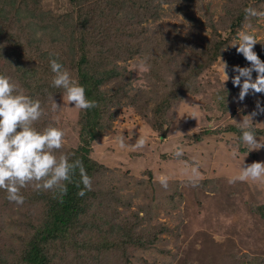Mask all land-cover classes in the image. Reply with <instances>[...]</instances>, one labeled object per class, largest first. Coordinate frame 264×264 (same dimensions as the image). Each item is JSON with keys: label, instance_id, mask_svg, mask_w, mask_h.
<instances>
[{"label": "rangeland", "instance_id": "1", "mask_svg": "<svg viewBox=\"0 0 264 264\" xmlns=\"http://www.w3.org/2000/svg\"><path fill=\"white\" fill-rule=\"evenodd\" d=\"M25 1L17 0L14 10L26 13L25 4H20ZM29 3V9L46 15L47 21L73 9L70 0ZM152 7L158 13L155 18L144 19L143 27L149 31H177L181 37L180 42L172 45L176 48L175 58L160 70L166 86H158V80L147 76L150 55L146 52L151 47L142 43L139 54H131L124 47L119 49L127 59L117 61L122 69L118 82L129 83L124 88L129 90L130 97L122 99L116 120L93 143L92 157L107 168L92 182V190L97 194L94 203H90L92 231L83 240L80 234L70 236L63 249H55L52 264H264V179H233L243 166L264 162V147L249 151L238 133L229 130L230 126L240 128L241 120L247 119L257 139L264 143V112L250 116L257 101L264 106V93L248 94L240 101L239 86L232 84L233 66L249 65L236 52L238 45H232L238 42L240 32L255 35L259 41L253 50L264 60V15L247 16L236 33L228 28L232 13L246 8L264 12V0H249L248 4L242 0H155ZM19 25H13L14 34L26 32L28 26L17 28ZM214 35L217 41L229 40L221 56L199 76L191 77L187 85L190 89L172 97L174 80L188 76L187 63L194 65L200 61L198 50ZM40 36H44L42 31L37 38ZM182 39H186L185 46ZM50 41L46 39V44L34 49L35 62L27 64L23 59L17 71L0 57V73L9 76L24 94L42 103L43 114L34 126L39 130L49 126L63 129L62 148L66 150L80 144V109L67 102L64 92L47 90L38 95L36 89V77L48 73L44 64L50 69V60L39 57L40 52H53ZM11 43L8 36L0 34V50ZM135 43L130 41L128 45L131 48ZM29 69H35L33 77L25 75L24 71L27 74ZM162 98L172 102L166 112L170 123L166 137L152 127L156 119L153 108ZM140 138L145 143L136 147ZM121 139L125 143L123 148ZM178 147L182 149L179 157L174 154ZM194 168L198 179L193 183L190 177ZM161 178H166V188L161 186ZM4 208L0 202V212ZM118 224L142 241L117 245ZM10 233L11 230L4 233L0 245L17 242ZM98 246L107 251L97 250ZM8 252L0 248V257H8Z\"/></svg>", "mask_w": 264, "mask_h": 264}, {"label": "trees", "instance_id": "2", "mask_svg": "<svg viewBox=\"0 0 264 264\" xmlns=\"http://www.w3.org/2000/svg\"><path fill=\"white\" fill-rule=\"evenodd\" d=\"M32 1L26 0L20 3L25 4L27 9L26 13L21 14L14 10L17 0H0V34H5L9 40H12L10 46L0 50V57L9 61L12 68L17 71L20 70L19 66L22 65L23 59H26L27 64L35 62L34 49L46 44V39L51 40L50 46L53 52L49 54L47 51L40 52L39 57H43L46 61L56 59L61 62L84 87L86 98L95 101V107L79 110L77 123L80 144L76 148L56 150V154H64L70 161L79 159L85 172L94 182V179L107 167L92 157L93 143L100 140L116 120L123 103L122 99L130 97H128L129 90L124 88L129 83L121 85L118 82L122 69L117 61L127 59L119 49L124 47V50L132 51L131 54H139L142 43L151 47L146 52L150 55L148 61L150 71L147 76L151 80H158V86L160 84L166 86L162 77L160 78L163 76L160 70L168 67L175 58L176 48L172 45L180 42L181 37L177 31L164 32L160 29L149 31L143 27L144 19L155 18L158 13L154 12L152 7L155 0H70L72 11L58 17H50V21L46 20V15L36 14L29 9V2ZM242 1L248 4L249 0ZM246 17L245 10L237 14L232 13V22L228 26L232 33L240 29ZM15 23H20L17 28L27 25L29 29L27 27L26 32L14 34ZM39 31H42L44 36L37 38ZM14 36L22 38L23 41L20 42L25 45ZM217 38V35L211 36L198 50L200 54L194 51L198 53L200 61L194 65L191 62L187 63L188 76L174 80L175 91L172 92V97H179L184 90L190 89L187 85L191 77L199 76L218 60L229 40L217 41ZM130 41H136L131 48L128 45ZM181 43L185 46L186 39H182ZM45 60H42L43 63H46ZM48 67L47 64L43 66L48 72L46 76L39 74V77H36L38 95L39 92L42 95L47 90L56 94L63 93V89L51 85L54 74L51 72V75H48V70L51 71ZM34 70L29 69V73L26 74L25 71L24 73L27 76L32 74L33 77ZM168 100L169 98H162L153 108L156 119L152 127L161 132L163 137H166V128L170 125L166 112L172 102ZM145 103L150 104L149 100ZM40 104L42 105L41 102ZM34 127L39 130L37 126ZM229 130L236 131L241 136V128L230 126ZM79 181V170L76 169L71 176V182H64L67 190L63 194L57 189L36 190L31 185H27L24 188L28 190L25 191L24 188L20 190L24 196L23 204L9 201L5 190L0 189V202L5 206L0 212V243L8 230H11L12 236H16L17 239L16 243L0 245V248L9 251L8 257H0V264H52L55 249H63L65 241L70 236L80 234L83 240L87 233H91L90 220L93 213L90 203H94L96 199L94 196L97 197V194L91 189L85 190L82 196L78 195L77 193L83 188ZM21 214L23 217H20ZM120 225L118 224L116 228L120 229ZM118 232L120 237L116 244L119 246L128 243L134 245L142 241V238H136L131 234L132 231L127 229L123 228ZM96 249L107 251V248L99 246ZM115 249H118V246Z\"/></svg>", "mask_w": 264, "mask_h": 264}, {"label": "clouds", "instance_id": "3", "mask_svg": "<svg viewBox=\"0 0 264 264\" xmlns=\"http://www.w3.org/2000/svg\"><path fill=\"white\" fill-rule=\"evenodd\" d=\"M245 14L258 17L264 15V12L246 8ZM257 41L259 40L254 34L242 31L238 34V42L232 44L238 45L236 52L242 54L249 62L245 67L233 66L235 75L232 77V84L239 86L240 101L248 94L264 93V60H261L253 50ZM50 69L54 74L51 85L63 89L68 103L82 110L95 107V101L86 98L84 87L61 62L51 59ZM253 72L256 73L255 78ZM257 112H264V106L259 101L250 115L251 118ZM42 114L40 101L24 94L9 76L0 74V189L5 190L6 198L16 204H23L24 196L20 190L27 185L36 190L57 189L63 194L67 190L64 182H71V176L76 169L79 170V182L83 185L77 194L82 196L85 190L92 189V180L79 159L70 161L64 154H56V150L62 148L64 130L56 126H49L43 130L34 127V122L38 121ZM240 128V140L249 147V151L264 147V143L257 139L249 120L242 119ZM144 143L145 140L140 138L136 141V147H142ZM120 147H125L123 139L120 140ZM174 154L177 157L181 156L182 149L178 147ZM196 179L198 174L194 168L190 180L194 183ZM233 179L239 181L264 179V162L256 161L243 166ZM160 184L166 188V178H161Z\"/></svg>", "mask_w": 264, "mask_h": 264}]
</instances>
